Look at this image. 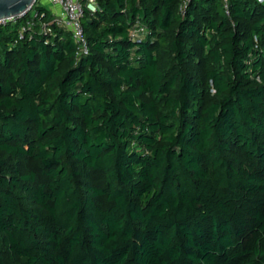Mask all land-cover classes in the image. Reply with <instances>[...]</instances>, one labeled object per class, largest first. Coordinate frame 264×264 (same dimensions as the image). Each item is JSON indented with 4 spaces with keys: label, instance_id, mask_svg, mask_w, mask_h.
Here are the masks:
<instances>
[{
    "label": "trees",
    "instance_id": "16d2710c",
    "mask_svg": "<svg viewBox=\"0 0 264 264\" xmlns=\"http://www.w3.org/2000/svg\"><path fill=\"white\" fill-rule=\"evenodd\" d=\"M98 4L0 27V264H264V4Z\"/></svg>",
    "mask_w": 264,
    "mask_h": 264
},
{
    "label": "built area",
    "instance_id": "2783aa9c",
    "mask_svg": "<svg viewBox=\"0 0 264 264\" xmlns=\"http://www.w3.org/2000/svg\"><path fill=\"white\" fill-rule=\"evenodd\" d=\"M99 0H36L29 10L17 17L0 20V27L9 24H17L21 20H25L19 31V40H25L29 33L40 23L41 18L36 11V7L47 5L52 12L53 18L49 23H40L41 29L46 34H52L55 26L68 31L76 41L80 55L89 53V43L85 36L83 20L87 12L95 14L99 11ZM264 4V0H258ZM32 15L31 19H27L28 15ZM141 32H144L141 29ZM139 32H135L138 35ZM31 37V36H30Z\"/></svg>",
    "mask_w": 264,
    "mask_h": 264
},
{
    "label": "water",
    "instance_id": "95a60500",
    "mask_svg": "<svg viewBox=\"0 0 264 264\" xmlns=\"http://www.w3.org/2000/svg\"><path fill=\"white\" fill-rule=\"evenodd\" d=\"M36 0H0V20L26 13Z\"/></svg>",
    "mask_w": 264,
    "mask_h": 264
},
{
    "label": "rangeland",
    "instance_id": "374dc122",
    "mask_svg": "<svg viewBox=\"0 0 264 264\" xmlns=\"http://www.w3.org/2000/svg\"><path fill=\"white\" fill-rule=\"evenodd\" d=\"M44 7H48L47 5L43 4Z\"/></svg>",
    "mask_w": 264,
    "mask_h": 264
}]
</instances>
